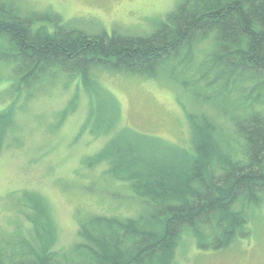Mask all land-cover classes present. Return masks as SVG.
Here are the masks:
<instances>
[{
	"label": "trees",
	"instance_id": "16d2710c",
	"mask_svg": "<svg viewBox=\"0 0 264 264\" xmlns=\"http://www.w3.org/2000/svg\"><path fill=\"white\" fill-rule=\"evenodd\" d=\"M78 20L63 22L58 13L39 10L24 14L0 0V62L13 77L12 102L0 112V144L14 120L15 98L24 90L32 95L57 71L76 73L88 86L95 67L159 74L207 113L187 114L189 148L127 128L95 156L146 201L138 216H91L79 226V242L59 254L42 249L54 228L37 198L31 228L38 239L3 236L0 264H173L186 230L201 250L224 249L247 236L248 212L264 199V0H178L143 34H89ZM209 40V51L194 65L196 46ZM212 114L226 119L217 123Z\"/></svg>",
	"mask_w": 264,
	"mask_h": 264
},
{
	"label": "rangeland",
	"instance_id": "374dc122",
	"mask_svg": "<svg viewBox=\"0 0 264 264\" xmlns=\"http://www.w3.org/2000/svg\"><path fill=\"white\" fill-rule=\"evenodd\" d=\"M8 1L24 14L56 12L63 22L79 18L78 27L89 34L105 31L109 35L113 29L148 33L178 2ZM210 45L209 40L196 46L194 65ZM10 68L0 62V112L13 99L7 93L13 81ZM89 80L90 86L76 73L57 71L34 88L32 95L24 90L15 98L14 120L0 144V238L7 236L12 242L24 237L38 239L31 228L35 227L31 218L37 198L46 204L43 214L45 219L51 218L54 228L46 234L42 249L59 254L79 242V226L91 216L120 220L138 216L147 207L146 201L128 183L111 175L108 163L95 156L111 137L127 128L189 148L187 114L206 112L159 74L148 78L95 67L90 69ZM261 91L264 99V89ZM212 115L217 123L226 119ZM246 227L247 236L220 250L199 249L186 230L175 245L173 264H264V199L249 210Z\"/></svg>",
	"mask_w": 264,
	"mask_h": 264
}]
</instances>
